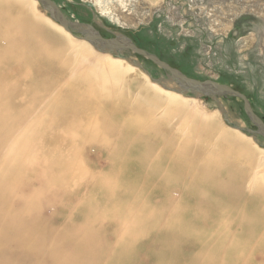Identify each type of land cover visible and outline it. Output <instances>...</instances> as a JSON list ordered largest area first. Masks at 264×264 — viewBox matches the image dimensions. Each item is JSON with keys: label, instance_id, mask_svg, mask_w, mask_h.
Masks as SVG:
<instances>
[{"label": "bare ground", "instance_id": "bare-ground-1", "mask_svg": "<svg viewBox=\"0 0 264 264\" xmlns=\"http://www.w3.org/2000/svg\"><path fill=\"white\" fill-rule=\"evenodd\" d=\"M115 1L127 3L92 4L111 17ZM38 16L0 0V264H264V149L252 166L245 138L216 132L199 94L186 97L164 70L167 79H155L135 58L43 16L58 36ZM53 44L70 47V66ZM135 79L131 97L122 84ZM96 166L107 167L89 171ZM77 181L108 197L117 189L129 212L96 197L59 206ZM13 196L31 199L12 212ZM134 205L150 213L136 216ZM63 212L56 231L50 218ZM114 214L123 217L115 225ZM146 235L162 248L140 242Z\"/></svg>", "mask_w": 264, "mask_h": 264}, {"label": "rangeland", "instance_id": "rangeland-1", "mask_svg": "<svg viewBox=\"0 0 264 264\" xmlns=\"http://www.w3.org/2000/svg\"><path fill=\"white\" fill-rule=\"evenodd\" d=\"M16 1L25 13H29L33 17L41 15L42 17L36 18L37 22L60 36L57 29L47 23L44 17L49 14L44 11L37 0L33 7H31L33 3L30 4L32 0ZM53 1L69 20L91 23L103 37H112L115 33L123 35L133 43L142 46L149 53L154 54L158 50L164 59L174 64L172 67L180 66L181 70L189 77L199 80L211 79L230 85L248 98L254 111L264 120V0H126L127 3L124 7L115 1L117 4L112 9L111 17L99 14L93 6L92 0ZM74 32V35L81 38L79 31ZM63 46L53 44L49 48L54 50L61 48L66 56L63 62L70 66L72 51L70 47ZM123 54L125 58H135L143 70L150 71L147 72L153 78L167 79V75L158 68L156 74V69L149 60L130 52ZM70 57L71 59H69ZM64 58L63 56L62 59ZM62 59L60 58V62ZM135 82L140 83L138 79H135L129 84L128 82L122 84L124 90L127 87L131 88V97L138 90ZM185 96L195 98L191 93H187ZM197 99H200V106L205 113L210 116L213 122L217 123L215 131L237 133L245 138L247 153L249 152L248 156L252 159L251 165L254 167L260 165L264 139L253 134L254 126L247 120L242 110L241 101L229 96L218 97L215 100L200 95L197 96ZM194 127L197 129L196 126ZM246 136H249L250 139ZM210 141L215 140L211 139ZM229 144L227 143L226 147H229ZM96 153L95 150H87L85 158L96 155ZM244 157L246 158L245 155ZM105 167L96 166L97 169L89 171L98 174L104 172ZM108 181L109 179L105 180V182ZM118 181L119 177H116L112 178L110 183L114 185ZM85 186L83 182L79 181L68 184L63 193L64 197L57 200L59 206L66 208L77 206V202L64 200L69 197H96L102 201L113 203L116 206L113 213H116L115 211H118L117 213L129 212L127 208L123 209L122 198L126 196L119 194L117 189L108 197L104 191L99 190L98 193H95L93 190L84 189ZM25 190L24 185L19 182L16 184L17 192ZM30 199L24 200L23 203ZM22 200L17 196L9 198L10 210L12 212L18 210L23 204ZM134 207L136 216L150 213L135 205ZM63 214L64 216L61 217L60 213H55L50 218L51 221H54L56 231L66 225L61 222V219L67 218L68 213L63 212ZM73 217L76 218V215ZM120 219H123L122 215L114 214L109 217L108 221L115 225ZM154 223L152 221L147 224L151 227ZM147 224L143 228H147ZM137 225L135 227H138ZM113 235L112 231L106 235L110 245H114L115 242ZM139 241L150 243L151 248L156 250L162 248L155 239L151 240L147 235L141 237ZM98 243L103 244V239L100 238ZM146 261L148 262V259ZM134 264L139 263L135 262ZM143 264L147 263L143 262Z\"/></svg>", "mask_w": 264, "mask_h": 264}, {"label": "water", "instance_id": "water-1", "mask_svg": "<svg viewBox=\"0 0 264 264\" xmlns=\"http://www.w3.org/2000/svg\"><path fill=\"white\" fill-rule=\"evenodd\" d=\"M40 6L47 12L50 18L61 25L66 30H75L81 33V38L93 44L102 51H109L112 54L123 57L124 52H131L148 59L162 70L177 86V91L181 93H194L202 96H208L217 99L222 96L234 97L241 101L242 110L252 126H254V135L264 139V120L254 111L248 98L240 91L230 85L219 83L211 79L199 80L191 78L180 70L166 64L156 55L147 52L136 46L129 38L122 35L112 37H103L91 23H80L69 20L60 7L53 0H37ZM163 82L161 83V85Z\"/></svg>", "mask_w": 264, "mask_h": 264}, {"label": "flooded vegetation", "instance_id": "flooded-vegetation-1", "mask_svg": "<svg viewBox=\"0 0 264 264\" xmlns=\"http://www.w3.org/2000/svg\"><path fill=\"white\" fill-rule=\"evenodd\" d=\"M114 36V35H113ZM136 44V43H135ZM138 47H141V48H143L142 46H140V45H138V44H136ZM144 49V48H143ZM154 55H156L159 59H161V60H163V61H166V63H168L170 66H173L174 64L173 63H171V61H168L167 59H164V56L157 50V52H155L154 53ZM142 58H144L143 56H141ZM146 59V58H145ZM146 60H148V59H146ZM150 62V64H152L153 65V67L156 69V74H157V68L158 69H160L159 67H157L154 63H152L151 61H149ZM177 69H179L181 72H183L182 70H181V67L180 66H178L177 65V67H176ZM161 70V69H160ZM148 71V70H147ZM163 73H165L163 70H161ZM148 72H150V71H148ZM184 73V72H183ZM185 74V73H184ZM187 75V74H186Z\"/></svg>", "mask_w": 264, "mask_h": 264}]
</instances>
